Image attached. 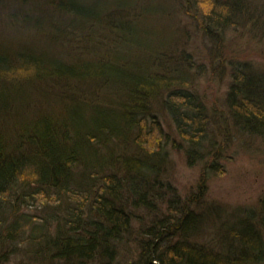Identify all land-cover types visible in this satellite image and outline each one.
<instances>
[{
  "label": "trees",
  "instance_id": "1",
  "mask_svg": "<svg viewBox=\"0 0 264 264\" xmlns=\"http://www.w3.org/2000/svg\"><path fill=\"white\" fill-rule=\"evenodd\" d=\"M69 2L64 9L83 21L62 17L58 34L48 36L53 16L42 23L19 19L43 41L33 50L0 52V264H260V232L247 223L252 213L249 220L221 221L209 244L192 243L182 236L204 220L176 194L172 213L139 230L150 237L140 241L138 259L116 257L135 231L133 209L162 210L158 201L173 191L161 176L167 140L161 125L151 123L157 98L166 94L160 103L186 144L188 162L205 161L206 172H222L232 126L264 139V71L227 56L223 116L191 89V58L171 49L163 29L146 25V10L161 15L163 8L147 3L140 11L139 0ZM191 2L185 0L187 9L215 26L216 33L211 27L206 33L216 44L237 15L251 10L258 17L253 23L264 20L245 0ZM77 43L80 52L69 59L74 54L66 52ZM61 46L67 47L63 57L50 55ZM47 81L53 88L44 92ZM43 105L54 109L43 112Z\"/></svg>",
  "mask_w": 264,
  "mask_h": 264
},
{
  "label": "rangeland",
  "instance_id": "2",
  "mask_svg": "<svg viewBox=\"0 0 264 264\" xmlns=\"http://www.w3.org/2000/svg\"><path fill=\"white\" fill-rule=\"evenodd\" d=\"M69 1L32 0L28 7H32L34 10L29 14L23 8L20 12L18 3L7 5L8 12L0 10V37L17 46L30 44L34 49L37 48L43 40L38 39L36 34L28 29H22L23 27L17 25L16 22L21 19V21L42 23L45 20V15L48 14L54 17V23L52 29H46L44 33L48 32V36L53 35L52 33L58 34L60 24L64 23L63 18H72L71 20H75L74 23L83 21L78 19L75 13H68L64 9H68ZM196 1L200 0H192L191 3L194 4ZM245 1L256 6L261 12L260 14L264 15V9L261 8L262 0ZM157 2L139 0L138 10L140 11L147 3L148 6L154 5L157 9H164L160 13L161 15L147 14L152 12L147 9L144 13V15L146 14V25L154 27L155 31L163 29V36L165 41L170 43L171 49L178 53L184 52L191 58L193 65L187 70L190 79H192L189 80L191 89L198 92L210 107L216 108L221 112V115L227 116L225 95L230 81V68L226 58L230 54L234 58L254 62L258 69L264 71V20H255L253 23L251 19L254 20L258 17H255V13L250 15L251 10L248 14L237 15L232 20L235 23L233 22L222 29L224 37L221 42L216 44L214 37L206 33L208 27L214 30L215 26H206L201 22L199 13L196 10H188L185 0H157ZM38 6H42L44 9H38ZM157 17L159 18L157 19ZM54 28L56 29L53 30ZM80 49L78 43L74 44L71 50L66 52V54L74 55L66 57L76 58ZM3 50L7 51L6 48ZM66 50L67 47L61 46L54 52H50V55L63 57ZM135 52L139 55L144 53ZM84 57L88 58L86 54ZM50 84L52 83L47 81L44 92L52 91L53 84ZM165 95L164 93L157 98L159 104L153 107L151 123L153 121L161 125L162 138L167 140L164 146L169 157L164 164L161 176L164 181L172 185L173 191L166 192L163 198L158 201L159 206L163 205L162 210L151 212L145 208L133 209L132 212L138 215L132 224L135 231L131 234L130 240H127V243L121 248L122 257L124 256L125 262H130L131 259L138 257L142 247L140 241H145L150 237V235H141L139 230L142 233V228L153 223L157 216H168L172 213L170 210L168 211L169 200L172 195L176 194L179 196L180 203L184 204L187 210L199 212L202 215L201 219L204 220L203 225H200L196 231L194 229L191 233L186 232L182 236L181 239L192 243H206L205 245H207L211 242H209L212 238L210 234L213 235V229H216L221 221L230 223L243 218L249 220L247 219L248 213H252V217L247 223L250 222V225L252 224L260 232L263 253L258 261L260 264H264V139L253 133H241L234 126H230L229 135L226 132L227 140L225 139L224 142V157L221 158V166L225 171L206 172L205 161L192 164L188 162L186 144L179 135L171 113L160 103V100L164 101ZM42 107L43 112H50L54 109L52 105H43ZM217 122L222 127L227 125V122L220 123L218 118ZM228 123L230 125L229 121ZM119 152L120 150L116 151L117 154ZM38 208L40 207L38 206ZM28 209L38 210L35 206H30ZM38 211L41 212V210ZM52 222V227H56L57 222ZM178 239L180 238L177 235L172 236L171 241L174 242ZM166 243H169L168 240L165 241ZM255 254L249 252L245 256L250 259Z\"/></svg>",
  "mask_w": 264,
  "mask_h": 264
},
{
  "label": "bare ground",
  "instance_id": "3",
  "mask_svg": "<svg viewBox=\"0 0 264 264\" xmlns=\"http://www.w3.org/2000/svg\"><path fill=\"white\" fill-rule=\"evenodd\" d=\"M31 1L32 0H0V10L8 12V6L7 5L11 6L15 3H18V6H19L18 9H21L20 12H22V8H23L29 14L34 10V9H32V7H28ZM35 9H37V8L35 7ZM38 9L42 10V6H38ZM4 48H6L8 50L10 49V50H21V51H23L24 49H28V50L34 49L33 47H31L30 44H24L23 46H17L14 43L7 41V40L3 39L2 37H0V52H2V50ZM121 253L122 252H119V255L117 254L116 260H119L121 263H123L126 260H125L124 256L122 257ZM134 260H135L134 258L131 259V261H134Z\"/></svg>",
  "mask_w": 264,
  "mask_h": 264
}]
</instances>
